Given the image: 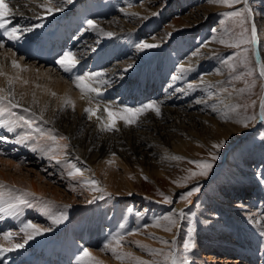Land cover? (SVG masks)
I'll list each match as a JSON object with an SVG mask.
<instances>
[{"label": "bare ground", "instance_id": "bare-ground-1", "mask_svg": "<svg viewBox=\"0 0 264 264\" xmlns=\"http://www.w3.org/2000/svg\"><path fill=\"white\" fill-rule=\"evenodd\" d=\"M120 1L71 0V3H67L66 0H51L52 6L62 7L63 10L49 14L42 7L48 4L49 0H9L10 7L17 12L12 17L9 27L19 26L21 29L30 28L31 31H22L19 33L21 37L19 40H12L3 29H0V44L3 45L0 47V73H2L0 89L4 90L0 95L11 92L9 99L19 105L13 108L7 105V101H0V109L7 107V111L0 115V121L11 122L10 126L15 129L9 132L7 127L0 126V185L3 186L0 187V193H4L5 201L0 206L7 209L5 212H0V227L6 229L0 233V248L5 249L0 253V264H8V260H13L15 256H20L26 264H31L32 260L40 257H52L56 260L54 264H60V261L65 264L70 256L74 255H77L76 259L70 264H82L81 253L84 249H88L100 264H133L135 261L130 258L117 260L110 250L104 248V245L112 242L115 246L113 238L121 237V243L127 242V248L128 242L132 240L131 245L134 247L138 246L137 242L140 244L142 241V239L136 241V236L146 235V232L159 233L155 225L157 221L162 225L159 215L163 211V206L146 199L145 206L141 210L130 207L134 200L126 199L125 194L134 193L131 171L135 166L128 153L125 154V150L147 161L150 159V154H155L163 164H169L175 160L172 159L173 156L179 157L181 153L187 152L189 145L187 139L195 136L188 131L189 129L183 128V125L180 127L181 123L178 125V122H182L184 116L191 118L203 111L215 113L216 117L220 118L222 110L231 101L230 95L221 86L219 76L204 71L212 68L214 61L212 55L204 53L206 51L199 53V49L192 50L191 40L187 35L183 38L174 35L165 43L161 42L166 38L163 34V37L147 35L142 28L151 19L145 18L142 12L145 5L125 7L120 5ZM129 17L130 23L127 22ZM89 20L94 22L95 28L87 23ZM253 24L254 22L251 25ZM149 30L147 27L146 31ZM103 33H112V35L107 36ZM141 41L159 46L140 49L137 45ZM205 42L208 40L206 39ZM258 42L256 32L254 43L256 47H259ZM202 45L205 47L204 42ZM43 47L52 50L51 55L55 56L56 64L51 65L48 58L40 59L30 55L31 49ZM130 49L132 52H129ZM134 50L141 55L138 59L135 55L129 56V53L135 54ZM68 51L74 54L78 63L75 68L65 71L57 61ZM125 55H128V58L116 60ZM111 59L115 61L107 65ZM258 59L259 61L257 59L256 61L260 72L264 63L260 56ZM13 61H16L20 67H13ZM96 72H102L104 76L89 81L88 74ZM126 75L131 79L129 83L123 81ZM78 76H84L85 83L98 88L99 94L82 93L76 86ZM137 77L138 82L135 84L133 79ZM9 80L12 81L11 85ZM101 80H108L110 83H101ZM116 87L117 98L139 104L135 108H128L136 109L155 102L160 109V115L149 110L140 115L135 124L125 125L123 120H117V130H105L103 121H107L108 118L104 109L117 112L107 104L109 96ZM152 91L158 94L157 98L146 99V96L152 95L150 94ZM94 97L101 98V102L93 101ZM68 100L72 103H67ZM260 100H264V97L262 96ZM88 108L96 110V115L89 118V114L85 111ZM260 111L259 104V114ZM96 116L102 117V120L98 121ZM20 117L32 121L33 128H40L45 135L39 137L38 133L20 120ZM258 120L260 121L256 120L257 124L264 123L261 119ZM26 134H30V137L18 143L17 141ZM49 136H55L56 140H50ZM60 137H68L70 145L65 147L67 140ZM230 142H233V139L228 144ZM17 155L20 156L15 158L14 156ZM57 160L60 163H57ZM24 164L39 165L40 170L52 179V183H66L65 187L71 191V194L68 195L56 185H47L35 176L21 171L20 165ZM72 165L80 168L82 174L70 176L69 172L75 171ZM225 166L221 165L220 169ZM141 169L149 173L158 168L152 161ZM220 169H216V172ZM245 172L251 171L245 170ZM259 173L260 176L251 174L245 181V186L255 185L261 197L258 202L251 199H246V202L242 199L238 202L237 200L229 202L227 198L221 196H215L212 200L214 202L212 215H220L223 221L227 212L231 211V214L235 215L237 208L246 213L237 221L236 219L217 221L218 224H222L226 233L236 237L242 244L238 249V246L226 240L222 242V246L227 249L232 248L233 251L237 249L234 252L244 258L246 262L244 264H264V236L261 235V232H264V169L259 170ZM229 176L233 178L235 174L230 172ZM92 180L97 182L95 186L88 183ZM94 187L102 191L93 190ZM8 189H12V197L8 195ZM76 194L82 198L80 203L75 200ZM15 196L27 199L32 206L17 204L14 209L8 208V203H16ZM83 204L87 205L84 210L80 208ZM65 205L71 207L65 208ZM180 207L179 205L174 207L177 219L181 217ZM25 213L34 215V224L38 227L51 230L24 243L26 237L21 228L27 223L23 216ZM61 214L66 218L59 224H53L52 217H59ZM129 214H132L130 218L134 226L126 232L124 226L130 221ZM36 218L42 219V223ZM210 221L205 222V229H202L207 233L212 231L209 229ZM236 222L243 226L239 234L235 230ZM7 223L11 226H6ZM99 224L106 225L114 232L103 233V230L100 232ZM183 225L184 223L177 227L175 224L172 231L164 233L163 237L170 244L178 241L181 245L183 237L181 228L185 227ZM5 233L12 234L11 240L4 238ZM108 234H111L110 238L107 237ZM87 242L91 245L96 244V247L86 246ZM22 243H24L23 248H14V245ZM123 247L117 249L121 254L127 252ZM9 248L13 250L7 251ZM22 250L34 253L27 255ZM140 250L143 251L141 247ZM134 252L135 250L132 251ZM209 260H212L211 255H207L204 262ZM233 262L240 260L235 259Z\"/></svg>", "mask_w": 264, "mask_h": 264}, {"label": "rangeland", "instance_id": "rangeland-1", "mask_svg": "<svg viewBox=\"0 0 264 264\" xmlns=\"http://www.w3.org/2000/svg\"><path fill=\"white\" fill-rule=\"evenodd\" d=\"M139 4L145 5L144 11H142L143 14H145V18L147 17V19H151L150 22L145 24L142 28L147 35H155V37L166 36L164 39L165 41H161L164 43L170 40L174 35H178L181 38L187 35L190 38L189 40H191L192 50L199 49V53L206 51L204 53H208L210 54L209 56L212 55L214 57V61L211 65L212 68L205 69L204 71L205 73H213L219 76L221 79L220 83H222L221 86H223L230 95L231 101L229 102V105L222 110L220 118H218V116L216 117L215 113H204L203 111L199 112V115L191 118L189 116H184V119L182 118L183 121L178 122V125L181 123L180 127L183 125V128L186 130L189 129L188 131L195 135L187 139L189 144L186 149L187 152L179 155V157H183V159H175L169 164H163L159 161V158L155 157V154L149 153L150 159L147 161L143 157L138 158V156L132 155L130 151L125 150V154L128 153L127 155L131 157V162L133 163V166H135V168L131 171L133 174L131 175V180L134 183V193L125 194V196H127L126 199L133 198L134 200L133 205L130 207L135 210L137 208L141 210L145 206L146 199L153 200L157 205L162 204L163 214L160 213L159 215L160 218L162 217V219L159 218L162 225L159 227L155 226L159 229V233L154 234L146 232V235L139 237L136 236L135 238L136 241H139L138 239H142V243L140 242V245H148L149 249L159 251V255H155L154 257V255L150 254L149 251H144V248H141L143 250L141 251L139 246L133 247L131 245L133 240L128 242L130 247L128 246L127 248V242L124 244L125 241L122 242L124 245L121 243V246H124L123 249H126L127 252L131 251L129 253H132V251L135 250L134 253H136V255L134 253H132V255L138 257L140 254L141 259L156 261L157 264H164L165 256L169 252L175 254L178 259L182 260L186 258L185 264H244L246 263L244 262V258L240 257L237 252H234L237 249L233 251L232 248L227 249L222 246V242H225L226 240L232 242L233 245L238 246V249L242 247V244L236 237L226 233L225 228L221 226L222 224H218L217 221L219 220L220 222H224L226 219L231 221L236 219L235 221H237V219H242L246 213L239 211L237 208L235 210V215H232L231 211L227 212L225 220L223 221L220 215H212V203H214L212 200L215 196L227 198L229 202H233L235 200L238 202L241 199L245 202L246 199L258 202L261 198L255 189V185L249 184L245 186V181L251 176V174L260 176L259 170L264 169V123H256V120L260 121L258 120L260 119L258 104L262 98L261 94H263L264 77H262L260 72L257 71L255 57L253 54L254 43L243 41L251 40V21L253 17L252 22H254L259 41V47L257 46L259 50L258 54L260 53L259 56L262 58L264 63V0H249L247 5L241 2L234 4L231 7L217 3L216 0L120 1V5L125 7L139 6ZM245 7L250 8L251 11L246 13V19L242 26L239 25L235 19L228 18L224 15V13L229 11H243ZM153 13H156V15H153ZM127 22H131L130 17L127 18ZM147 27L150 29L149 31H146ZM206 39L208 42H205ZM221 39L225 40L226 43L221 44L219 42ZM203 42L205 43V47L202 45ZM228 44H239V47H229ZM134 51L135 54L129 53V56L132 54L138 59L141 55L137 50ZM129 52H132V50L130 49ZM126 58H128V55H125L123 58H117L116 60H123ZM111 64H113L112 60L107 65ZM133 64H135V62ZM233 69L235 70L233 71ZM237 76H240L241 79H235ZM123 78V81L128 83L129 80H131L129 79V75H126ZM133 82L137 84L138 79L134 78ZM117 92L118 88L116 87L113 94ZM150 94L152 95L146 96V99L151 100L157 98L158 96V94H155L154 91ZM114 98L118 99L117 96L111 97L112 100ZM101 100L102 99L99 97L93 98V101L97 103L101 102ZM120 100L125 101L122 98ZM113 102L114 100L111 101V103ZM125 102L126 106L123 104H116L114 107L109 104V101H107V104L110 108H112V110L114 109L117 112H121V110L128 107L134 108V106H136L135 103L129 105L127 101ZM137 106H139V104H137ZM249 117H255V119H248ZM216 118H218L219 121H217ZM174 120L175 119H173V121ZM245 123L247 124V127H245ZM218 125L220 126L218 127ZM210 128L213 129V131ZM68 137H65V141L67 140V147L70 145V139ZM232 139L233 142L228 144V142ZM221 142H223V144L220 148L217 149L213 147L214 144H221ZM176 150L179 152L181 151L180 149ZM213 154L217 156V159L212 160ZM19 156L20 155L14 157L16 158ZM152 161L155 162L158 169L145 173L141 167ZM189 161H209L213 164V167L207 176H198L194 179L187 180L185 178L189 175V170H198L195 165L189 163ZM239 161L241 162L239 163ZM221 165L226 166L221 170ZM38 166L39 165L34 164L20 165L22 169L21 171L27 172L30 176H35V178L40 179V182L47 185H56L58 189L64 190L68 195L71 194V191L65 187L66 183H52V179L48 178ZM216 169L220 170L216 172ZM245 170H250L251 172L248 173L245 172ZM230 172L235 174L233 178H230ZM197 186L200 187V191L194 192L193 195L187 199H181L183 194H186ZM161 193L163 195H161ZM78 195L79 194L75 195V200L80 203L82 198ZM165 196L170 198V203L165 201ZM176 205L181 206L180 210L186 212L184 213V217H179V219H177V213L174 211V207ZM86 207L87 205L83 204L80 208L84 210ZM28 214L29 213H25L23 215L25 221L27 223L30 221L34 224V215ZM165 214H167V216H174L173 219L177 220V227H180V225L184 223L183 226L185 227L181 228L183 230L181 245H179L178 241L170 244L169 241L163 237L164 233H170L172 231L168 232L164 230L166 226H170L168 225V221L163 219L166 217ZM131 215L132 214H129L130 221H128L124 226L126 232L134 226L131 224ZM36 219L41 223L43 221L40 218ZM209 220H211V227H209V229H212V231L207 233L202 229H205V222ZM201 221H203L202 224ZM6 226L9 227L11 225L7 223ZM173 227L174 226H171L172 229ZM242 227L243 226L238 222L235 223V230L238 234ZM4 228L5 227H0V230L4 232V230H6ZM98 230H100V232L103 230V233L105 231H108V233L114 232V230H110L103 224H99ZM1 231L0 233H2ZM200 232L202 233L200 234ZM230 232L232 233L231 230ZM107 237L110 238L111 234H108ZM152 241L154 246L152 245ZM162 241H167L168 243L163 244ZM185 241L194 245L188 251H185L183 248ZM159 242H161V244ZM89 245L91 247L96 244L91 245L87 242L86 246ZM127 249L130 250L128 251ZM127 252L124 251V253ZM207 255H211L212 260L204 262V259H207ZM75 256L77 255L70 256L67 263L70 264V262L75 259ZM217 258H220V260H217ZM235 259H239L240 262H233ZM133 264H135V262H133Z\"/></svg>", "mask_w": 264, "mask_h": 264}, {"label": "snow or ice", "instance_id": "snow-or-ice-1", "mask_svg": "<svg viewBox=\"0 0 264 264\" xmlns=\"http://www.w3.org/2000/svg\"><path fill=\"white\" fill-rule=\"evenodd\" d=\"M66 2L71 3V0H66ZM216 2L231 7L232 5L237 4V3H241V2H243L245 5H247L249 0H216ZM42 7H44L45 11L49 14L63 10L62 7L52 6L51 0H49L48 4L42 5ZM250 11H251L250 8L245 7L243 9V11H240V10L229 11V12L224 13V15L228 18L235 19L237 21V23L242 26L245 19H246V13H248ZM16 14H17V12H14L13 8L10 7L9 0H0V29H3L5 31V34L8 36V38L12 39V40H19L21 38L19 33H21L22 31H31L30 28L21 29L19 26L9 27V25L12 23V17ZM153 15H156V13H153ZM87 23L90 26H92L93 28L96 27V25L94 24V22L92 20L87 21ZM103 34L107 35V36L112 35V33H103ZM255 40H256V28H255V25L253 24V26L251 28V40L250 41H243V42L255 43ZM219 42L221 44L226 43V41L223 39H221ZM158 46L159 45H157V44H151V43H147L144 41H141L140 44L137 45V47L140 49L155 48ZM228 46L229 47H239V44H228ZM0 47H3V45L0 44ZM12 63H13V67H17V68L20 67V65L17 64L16 61H13ZM57 63H59L61 65V67L64 68L65 71H70L72 68H75L78 61L75 58L74 54L71 51H68V52H65L63 54V56L60 57V59L57 61ZM129 67H131V65H129ZM234 70L235 69H233V71ZM0 74H2V73H0ZM260 75L262 77H264V67H261ZM102 76H104V73H102V72L90 73V74H88L87 79L89 81H91V80H93V78H100ZM235 79H241V77L237 76V77H235ZM76 81H77L76 86L81 89L82 93L86 94L88 92H95V93L99 94L98 88L92 87L90 83H85V77L84 76L76 77ZM100 82L101 83H110V81H108V80H101ZM11 83H12V81L9 80L10 85H11ZM25 83H27V81H25ZM3 91H4L3 89H0V92H3ZM11 95H12L11 92H9L7 95H0V101H7V105H10L13 108L19 107L18 104L13 103L12 99H9V96H11ZM67 103L71 104L72 102L70 100H68ZM260 109H261V111H260L259 116H260V119L262 121H264V100H262L260 103ZM149 110L154 111L157 115H160V109L155 102L148 103V104H146L140 108H136V109L125 108V109L121 110V112H113V111L106 108V109H104V111L107 112V118L108 119H107V121H103V128L105 130H108V131L117 130L116 129L117 120H123L125 125L135 124L137 121V118ZM5 111H7V107L0 109V115H3ZM85 111L89 114V118L96 115V110H94L92 108L85 109ZM96 118L98 121L102 120V117H100V116H96ZM248 119H255V117H249ZM20 120L24 121V124L28 128H30L34 132L38 133L39 137H43L45 135V133L40 128H38V127L33 128L32 121L25 120L24 117H20ZM10 123L11 122H9V121H0V126L7 127V130L9 132H12L15 129L10 126ZM245 127H247L246 123H245ZM29 137H30V134H26L25 136L21 137L20 140H18L17 142L19 143L24 139H28ZM39 137H37V138H39ZM48 138L50 140H53V141L56 140L55 136H49ZM60 139H65V138L60 137ZM222 144H223V142H221V144H214L213 147L218 149L222 146ZM65 147H67V145H65ZM35 150L36 149L34 148L33 151H35ZM172 159H183V157L173 156ZM215 159H217V156L215 154H213L212 160H215ZM57 163H60V161L57 160ZM109 163H111V161ZM189 163L194 164L196 169H198V170L197 171L189 170V175L185 178L187 180L194 179L198 176H200V177L207 176L213 167V164L209 161H189ZM71 167L74 168L75 171L69 172L70 176H76V175L82 174L80 168H77L75 165H72ZM88 183L95 186L97 182L92 180V181H89ZM0 187H3V186L0 185ZM93 190L102 191V189L95 188V187L93 188ZM198 191H200L199 186L193 188L191 191L187 192L186 194H183L181 196V199H187L188 197L192 196L194 192H198ZM7 193L10 197H12V189H8ZM25 195H30V194H25ZM161 195H163V194L161 193ZM3 197H4V193H0V205L5 203ZM164 199L166 202H169V203L171 202L170 198L167 196H165ZM14 200L16 201V203H8V208L14 209L17 206V204L26 205L28 207L32 206L31 203L27 199H24L21 196H15ZM64 207L67 208V207H71V206L65 205ZM5 211H7V209L3 206H0V212H5ZM179 215L182 217L184 215V213L181 211L179 213ZM65 218L66 217L63 214H61V216H59V217H52V223L53 224H59ZM163 219L168 221V225H170V226H166L164 230L165 231H171L172 230L171 226H175L176 220L173 219L172 216H166ZM155 226L156 227L160 226L159 221H157ZM50 230H51L50 228H43L42 229V228L38 227L37 225L31 223L30 221L28 223L24 224L23 227L21 228V231H23L25 233V237H26L24 243H27L28 240L33 239L35 236H39V235L43 234L44 232H47ZM261 235L264 236V232H261ZM4 238L6 240H11L12 234L11 233H5ZM113 239L115 241V246H113L112 242H109V243H106L104 245V248L110 250L112 252L113 256L117 260L122 261L126 258H130L133 261H135V264H157L156 261L143 260L140 257H135L132 255V253H122V254L119 253L117 251V249L121 246V239L122 238L121 237H114ZM162 242L165 244L168 243L167 241H162ZM24 243L16 244V245H14V248H23ZM137 244L139 247L144 248L146 251H149L150 254H152L154 256L160 254L157 250L149 249L146 245H140L139 242H137ZM193 246L194 245L188 241H185L183 244V248L185 251L190 250V248ZM12 250H13L12 248L7 249V251H12ZM3 251H5V249L0 248V253H2ZM81 261H82V264H100V262L96 260V258L89 252L88 249H84L83 252L81 253ZM185 261H186V258H184L182 260L178 259L175 254L169 252L165 256L164 264H185Z\"/></svg>", "mask_w": 264, "mask_h": 264}, {"label": "water", "instance_id": "water-1", "mask_svg": "<svg viewBox=\"0 0 264 264\" xmlns=\"http://www.w3.org/2000/svg\"><path fill=\"white\" fill-rule=\"evenodd\" d=\"M251 23H252V21H251ZM251 28H252V26H251ZM255 42H256V40H255ZM254 51H255V57H256V59L259 60V59H258V58H259V57H258V54H257V52H256V45H255V49H254ZM256 65H257V63H256ZM257 71H258V66H257ZM263 92H264V89H263ZM263 92H262V93H263ZM263 94H264V93H263ZM263 94H261V95L263 96ZM262 96H261V97H262ZM259 104H260V102H259Z\"/></svg>", "mask_w": 264, "mask_h": 264}]
</instances>
